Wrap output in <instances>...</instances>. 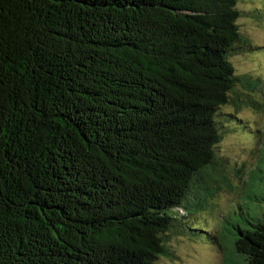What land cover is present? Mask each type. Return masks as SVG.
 <instances>
[{
	"label": "trees",
	"instance_id": "trees-1",
	"mask_svg": "<svg viewBox=\"0 0 264 264\" xmlns=\"http://www.w3.org/2000/svg\"><path fill=\"white\" fill-rule=\"evenodd\" d=\"M236 2L0 0V264H156L199 237L231 186L216 145L243 128L221 108L255 103ZM243 176L240 220L209 239L264 264V150Z\"/></svg>",
	"mask_w": 264,
	"mask_h": 264
},
{
	"label": "rangeland",
	"instance_id": "rangeland-1",
	"mask_svg": "<svg viewBox=\"0 0 264 264\" xmlns=\"http://www.w3.org/2000/svg\"><path fill=\"white\" fill-rule=\"evenodd\" d=\"M236 1L239 11L237 28L248 45L231 55L229 62L236 75L255 79L257 87L254 91H248L236 84V90L248 93L255 103L240 104L237 108L225 105L221 108L224 113L233 114L243 126L242 129L230 127L225 130L216 145L217 156L225 165L231 186L222 184L206 196L204 206L194 216L193 222L200 223L206 230L198 234L199 237L179 235L169 238L166 245L170 255L158 258L156 264H223V251L209 237L216 233L225 213L246 200V177H242V174L253 168L264 150V0ZM238 167L243 170L239 177L242 180L232 174V170ZM253 181L256 184L249 189L250 194L258 192L256 187L259 182L256 178ZM246 204L251 207L253 202L248 200ZM182 211L179 209L180 213ZM227 217L232 221L240 220V215L232 211Z\"/></svg>",
	"mask_w": 264,
	"mask_h": 264
}]
</instances>
